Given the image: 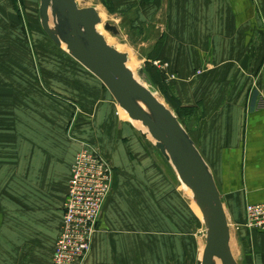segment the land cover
<instances>
[{"label": "crops", "instance_id": "0c3cea01", "mask_svg": "<svg viewBox=\"0 0 264 264\" xmlns=\"http://www.w3.org/2000/svg\"><path fill=\"white\" fill-rule=\"evenodd\" d=\"M111 3L116 14L135 16L134 29L157 33L146 42L161 39L153 58L177 76L169 97L214 174L232 253L238 264H264V233L246 226L245 212L264 202V0ZM39 7L40 0H0V264H52L83 147L114 169L84 264H139L146 239L134 216L146 178H116L115 171H134L150 154L99 79L69 54L38 50Z\"/></svg>", "mask_w": 264, "mask_h": 264}, {"label": "water", "instance_id": "95a60500", "mask_svg": "<svg viewBox=\"0 0 264 264\" xmlns=\"http://www.w3.org/2000/svg\"><path fill=\"white\" fill-rule=\"evenodd\" d=\"M39 15L53 43L65 45L68 54L102 82L130 121L140 123L142 136L152 141L192 192L206 227L204 254L198 264H238L231 249L232 234L222 194L210 166L178 115L158 98L144 68L136 75L127 66L128 54L111 46L98 32L102 24L98 10L82 8L77 0H40ZM104 27L119 34L114 25Z\"/></svg>", "mask_w": 264, "mask_h": 264}, {"label": "rangeland", "instance_id": "374dc122", "mask_svg": "<svg viewBox=\"0 0 264 264\" xmlns=\"http://www.w3.org/2000/svg\"><path fill=\"white\" fill-rule=\"evenodd\" d=\"M77 1L82 8L95 7L99 13L100 11L105 13V16L101 17V26H98L100 33L104 35L111 46L128 54L130 67L136 75L140 69L144 68L158 98L175 112L172 99H170L169 95L167 96L166 93H163L161 78L157 74V67L154 65L157 60H154L155 54L152 52L157 50L161 39L157 37L155 39L156 43H152L154 40H150L151 42L149 41L148 43L145 39L146 34H150V37L154 38L157 33L151 29L146 31V28L134 29L130 25L135 16L133 14L126 16L116 14L114 10L108 7V3L112 4L111 0ZM38 19L40 23L38 22L36 29H34L37 30L36 34L39 38L37 44L42 46L49 45V48L54 49L57 52V56L59 54V57H61L62 52L68 55L65 45L58 49L57 45L52 43V40L41 30L39 13ZM106 24L116 26L119 34L114 35L106 30L104 27ZM29 30H31L30 27L28 32H30ZM146 43L152 44L151 47L146 45ZM73 60L71 59L73 63L79 64ZM36 62L38 63V61ZM37 71L39 78L44 81L47 80L46 72L43 70ZM86 71L88 72L87 74H91L88 70ZM172 74L174 73L172 72ZM200 74L202 72H198V75ZM165 80L167 83H171L167 79ZM117 106L120 117L135 128V135L143 144V153L145 155L150 154L149 159H146L147 155L144 156V165H139L134 171L130 170L125 175L117 169L115 171L116 178H146V195L142 199V207L136 206L134 216L135 223L140 226L139 228L136 227V229L138 228L137 232H140L141 236L146 239V253L144 251L139 254L146 255V259L141 260L139 264H197L204 254L206 227L203 219L194 214L197 212V208L193 203V199L187 195L186 187L178 179L172 165L166 161L152 141L142 136L139 131L141 126L132 123L129 118L126 119L122 109L119 108V105ZM147 260L150 261L148 262Z\"/></svg>", "mask_w": 264, "mask_h": 264}, {"label": "built area", "instance_id": "2783aa9c", "mask_svg": "<svg viewBox=\"0 0 264 264\" xmlns=\"http://www.w3.org/2000/svg\"><path fill=\"white\" fill-rule=\"evenodd\" d=\"M154 65L168 82L177 79L168 63L157 60ZM72 165L62 230L52 264L85 263L93 248L104 205L112 193L114 169L95 148L83 147ZM245 212L246 226L264 233V202L248 205Z\"/></svg>", "mask_w": 264, "mask_h": 264}, {"label": "trees", "instance_id": "16d2710c", "mask_svg": "<svg viewBox=\"0 0 264 264\" xmlns=\"http://www.w3.org/2000/svg\"><path fill=\"white\" fill-rule=\"evenodd\" d=\"M107 4V3H106ZM110 5V6H109ZM108 7H110V9L111 10H113V6H112V4H109L108 3ZM40 23V22H39ZM41 28H42V26H41ZM43 32H44V30H43V28L41 29ZM45 33V32H44ZM45 35L47 36V33H45ZM48 37V36H47ZM49 38V37H48ZM50 39V38H49ZM51 40V39H50ZM52 43H53V41H52ZM36 46H37V48H38V50H41L40 48H41V45H39V44H36ZM43 47H45V46H43ZM58 47V46H57ZM58 49H60V47H58ZM47 56V55H46ZM66 56H67V54H66ZM50 57L51 58H53V56L50 54ZM69 57V56H68ZM69 58H71L72 60H73V58L72 57H69ZM53 60V59H52ZM74 61V60H73ZM41 63V62H40ZM157 74L159 75V77L161 78V86H162V88H163V90H164V92L163 93H166V95L168 96L169 95V92L171 91V86H170V83H167L166 82V78H165V76H164V74L162 73V72H159L158 70H157ZM149 73V72H148ZM149 75H150V73H149ZM150 77H151V75H150ZM175 112L177 113V115H178V117H179V119H180V121H181V123L182 124H184V122H183V111H182V109L181 108H176L175 109ZM185 125V124H184Z\"/></svg>", "mask_w": 264, "mask_h": 264}, {"label": "bare ground", "instance_id": "6f19581e", "mask_svg": "<svg viewBox=\"0 0 264 264\" xmlns=\"http://www.w3.org/2000/svg\"><path fill=\"white\" fill-rule=\"evenodd\" d=\"M79 4H80V3H79ZM100 15H101V17L103 18V17L105 16V13H103V12L100 11ZM98 32L100 33V29H99V27H98ZM107 42H108V41H107ZM127 66H128L130 69H132V68L130 67V62H128ZM132 67H135V66H132ZM137 102H138V104H139L141 107H143L144 109L146 108V107H145L140 101H137ZM146 110H147V108H146ZM122 111L126 114L127 119H128V118H129L128 114H127L124 110H122ZM139 124H140V123H138V125H139ZM144 131L148 133V131H147L146 128L144 129ZM186 191H187V194L193 199V195H192V192L190 191V189L186 188ZM193 203H194V205H195L196 208H197V215H198V217L201 218V219H203V218H204V215H203L202 211L200 210V208H198V206L196 205V203H195L194 200H193Z\"/></svg>", "mask_w": 264, "mask_h": 264}]
</instances>
